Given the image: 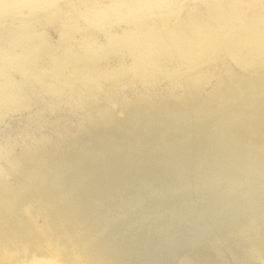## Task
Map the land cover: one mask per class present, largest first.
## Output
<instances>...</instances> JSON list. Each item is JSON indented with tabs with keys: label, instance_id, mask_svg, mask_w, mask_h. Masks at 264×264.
I'll list each match as a JSON object with an SVG mask.
<instances>
[{
	"label": "rangeland",
	"instance_id": "obj_1",
	"mask_svg": "<svg viewBox=\"0 0 264 264\" xmlns=\"http://www.w3.org/2000/svg\"><path fill=\"white\" fill-rule=\"evenodd\" d=\"M262 111L264 0H0V264H264Z\"/></svg>",
	"mask_w": 264,
	"mask_h": 264
},
{
	"label": "bare ground",
	"instance_id": "obj_2",
	"mask_svg": "<svg viewBox=\"0 0 264 264\" xmlns=\"http://www.w3.org/2000/svg\"><path fill=\"white\" fill-rule=\"evenodd\" d=\"M206 44V43H205ZM216 46V45H215ZM203 48V47H202ZM206 48V47H205ZM196 49H200V48H196ZM195 49V52L197 51ZM194 50V49H193ZM201 50V49H200ZM199 50V51H200ZM194 53V52H193ZM197 54V53H196ZM201 54V53H200ZM186 55V54H185ZM194 55V54H193ZM192 55V56H193ZM188 56V55H187ZM190 56V55H189ZM199 56V55H198ZM197 57V56H196ZM200 57V56H199ZM201 58V57H200ZM191 59H192V57H191ZM193 59H196L195 57L193 58ZM259 59L260 60H262V55H260L259 56ZM202 60H203V58H202ZM137 65H139V64H137ZM33 67V66H32ZM264 111H262V116H264ZM64 133V132H63ZM197 133V132H196ZM198 134H200L199 132H198ZM220 134V133H219ZM223 135V134H222ZM44 137V136H43ZM41 138V137H40ZM40 138L38 137V139L40 140ZM46 138V137H45ZM215 138V137H214ZM213 138V140H212V142H211V148H212V151H215V153L213 154V152H212V157L211 158H209L208 160H206V163L204 164V166H203V168H202V170L201 171H203V172H205L207 169L209 170V169H211L210 168V166L215 162V161H218L217 163H218V165L220 166L219 168H216V169H214V170H212V171H214V173L217 175V173H218V170H225V172L224 173H228V172H237V171H239L240 169H238V167H240L241 169H247V168H250L251 166H245L246 165V163H247V159H248V156L245 158V156L247 155V154H249L250 155V151L248 150V148H245V151L244 150H242L241 148L237 151L238 152V154L240 155V159H244L245 158V160L243 161V162H241L240 164H237L236 165V163H234V164H232L231 162H229V161H227V159H226V157L228 158V156L229 155H225L224 153H223V148H221L220 147V149H215L214 148V143H215V139ZM240 137L238 136V138L236 139V141H234V145L232 146V148L234 149V147H238V144L240 143L241 144V140L239 139ZM223 138L220 136V135H218V138H217V141H221ZM39 140H37V141H39ZM95 140V139H94ZM46 141V140H45ZM44 141V143L41 141H39L40 142V144L42 145V144H45L46 142ZM33 142V141H32ZM39 142H38V144H39ZM36 143V142H35ZM35 143H33V146H34V144ZM93 143V142H92ZM95 144V143H94ZM145 144V143H144ZM140 145V144H139ZM244 145V144H243ZM243 145H242V147H243ZM86 146V145H85ZM89 146V145H88ZM241 146V145H240ZM245 147V146H244ZM88 148V147H87ZM175 148H178V147H175ZM137 149H139V147L137 148ZM172 149V148H171ZM120 150V149H119ZM137 151V150H136ZM135 151V152H136ZM134 152V151H133ZM132 152V153H133ZM243 153V154H242ZM145 154V152H144V150H143V148H141V150L140 151H138L136 154H134V156H135V158H139V160H140V158H142L143 157V155ZM119 155V157H121V156H125L126 157V154H118ZM232 156H234V153L232 154ZM116 157V156H115ZM162 158V157H161ZM236 157H234V159H235ZM106 159V158H105ZM233 159V160H234ZM138 160V159H137ZM233 160H231V161H233ZM180 162H181V160H179V159H175V164L177 165V166H180ZM185 162V161H184ZM259 162H261V160H259V159H254L253 160V164L252 165H255V164H257V163H259ZM96 163V162H95ZM104 163V162H103ZM134 163H135V161H134ZM186 164H185V168L186 169H188V168H194L195 167V164H196V159H195V157H189V158H187V160H186V162H185ZM156 164V163H155ZM149 165V164H148ZM193 166V167H190V166ZM127 167H128V165H127ZM245 167H247V168H245ZM116 168V167H115ZM129 168V167H128ZM127 168V169H128ZM251 169V174H255V172H256V170H254V169H252V168H250ZM189 170V169H188ZM113 171V170H112ZM167 171V170H166ZM184 172V171H183ZM217 172V173H216ZM98 173V172H97ZM184 173H186V172H184ZM184 173H182L183 175H184ZM99 174V173H98ZM138 175V174H137ZM117 176V175H116ZM119 177V176H118ZM117 179H119V178H117ZM107 181H109V180H107ZM121 181V180H120ZM141 181V180H140ZM82 193H81V195L83 196L84 194L86 195V194H90V193H92V191H94V189H92V188H89L88 186L86 187V185L84 186V188L82 189ZM46 194H47V196H48V198H51V199H53L54 197H52V193L50 192V191H47L46 192ZM255 196L257 195V194H254ZM254 196V197H255ZM80 197V196H79ZM50 199V201H53V200H51ZM55 199H56V197H55ZM77 200H78V203H79V199L77 198ZM84 200V199H83ZM82 200V201H83ZM57 201V200H56ZM71 201V200H70ZM74 201V200H73ZM259 205H261L263 202H264V200H255ZM254 201V202H255ZM55 202V201H54ZM60 202V201H59ZM66 202V201H65ZM68 202V201H67ZM66 202V203H67ZM255 202V204H257ZM73 203H75V202H73ZM52 204V203H51ZM59 204V203H58ZM76 204V203H75ZM257 204V205H258ZM63 205H65V207L66 206H68L69 204H63ZM77 205V204H76ZM46 206H48V204L46 205ZM55 206V205H54ZM53 206V207H54ZM69 206H71V205H69ZM62 207V206H61ZM64 206L62 207V210H63V208H65ZM72 207V206H71ZM77 207V206H76ZM49 208V207H48ZM158 208V207H157ZM53 209V208H52ZM68 209V208H67ZM74 209V208H73ZM42 210V209H41ZM49 210H51V209H49ZM65 210V209H64ZM63 210V211H64ZM69 210H70V207H69ZM68 210V211H69ZM59 211H60V207H59ZM67 211V212H68ZM72 211H75V210H72ZM87 211V210H86ZM85 211V212H86ZM60 212H62V211H60ZM71 212V211H70ZM82 212H83V210H82ZM84 212V213H85ZM75 213V212H74ZM87 213V212H86ZM62 214H64V213H62ZM61 214V215H62ZM66 214V213H65ZM64 214V215H65ZM67 214H69V213H67ZM55 215V214H54ZM53 215V216H54ZM57 215L59 216V214L57 213ZM56 215V216H57ZM71 216H73V215H71ZM52 218H54V217H51L50 219H52ZM57 218H59V217H57ZM61 218H63V217H61ZM61 218H60V220H61ZM72 218V217H71ZM71 218H70V220H71ZM65 219V221L67 222V220H66V218H64ZM69 219V218H68ZM53 220V219H52ZM54 220H56V219H54ZM59 220V219H58ZM58 220H56V221H58ZM69 220V221H70ZM62 221V223H64V221L63 220H61ZM72 221H73V219H72ZM51 222H55V221H51ZM56 223V222H55ZM59 223V222H58ZM52 224V223H51ZM65 224V223H64ZM55 225V224H54ZM60 225V224H59ZM58 225V226H59ZM63 225V224H62ZM69 225V224H68ZM53 227V226H52ZM54 228V227H53ZM56 228V227H55ZM54 228V229H55ZM50 229H51V227H50ZM28 237H30L31 239H36V236L35 235H29ZM113 246H110L109 244H107V247H106V250L108 249V252L105 254V256L103 257V259H101L102 261H103V263H110V262H112L111 260L113 259V257H114V251H112L111 249H109V248H112ZM116 249H118L119 250V248H117L116 247ZM110 250V251H109ZM32 253H33V251L32 250H27V251H25L24 252V254L23 255H26V256H28V257H31V255H32ZM113 253V254H112ZM22 257V256H21ZM188 264H195V263H193V262H189Z\"/></svg>",
	"mask_w": 264,
	"mask_h": 264
}]
</instances>
